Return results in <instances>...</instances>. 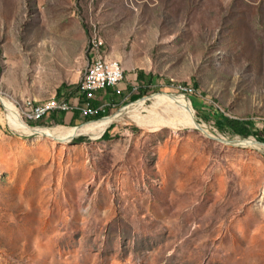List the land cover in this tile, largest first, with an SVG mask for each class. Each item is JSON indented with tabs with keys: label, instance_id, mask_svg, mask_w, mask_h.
<instances>
[{
	"label": "rangeland",
	"instance_id": "1",
	"mask_svg": "<svg viewBox=\"0 0 264 264\" xmlns=\"http://www.w3.org/2000/svg\"><path fill=\"white\" fill-rule=\"evenodd\" d=\"M96 32L125 69L123 94H96L105 116L157 122L14 129L4 100L27 123L28 98L72 97ZM62 113L34 126L94 120ZM220 113L264 128V0H0V264H264V135Z\"/></svg>",
	"mask_w": 264,
	"mask_h": 264
},
{
	"label": "built area",
	"instance_id": "2",
	"mask_svg": "<svg viewBox=\"0 0 264 264\" xmlns=\"http://www.w3.org/2000/svg\"><path fill=\"white\" fill-rule=\"evenodd\" d=\"M88 53L89 59L84 74L75 87L73 99L54 97L53 103L49 105H32V98H28L30 110L26 117L43 119L49 113L70 110H78L83 116H92L105 109L104 104L94 103L98 91L110 89L114 94H123L126 88L125 69L121 61L107 60L104 45L97 32L91 35Z\"/></svg>",
	"mask_w": 264,
	"mask_h": 264
},
{
	"label": "bare ground",
	"instance_id": "3",
	"mask_svg": "<svg viewBox=\"0 0 264 264\" xmlns=\"http://www.w3.org/2000/svg\"><path fill=\"white\" fill-rule=\"evenodd\" d=\"M91 43V41H90ZM90 43L88 44V48L90 47ZM107 60L111 61H119L118 59L110 58L107 55ZM54 98L48 99L42 102H35L32 101V105H49L53 103ZM153 106L158 105L160 103L164 104L165 106L169 105H178L179 110L182 111V119L181 121L188 125H197V120L194 114V108L191 105V102L186 96L176 97L174 94L167 93V92H159L153 95L152 97ZM4 103L7 107V119L9 124L16 130L23 132V133H39V134H46L48 136L54 138H63L68 139L75 134L78 133H103L104 130L108 127L110 122L114 121L120 115L124 114V112H132V114L140 123L145 124H153L156 123L158 118L156 116H141V113L135 109V104L131 107H127L122 111H117V114L103 116L88 122H85L78 126H67V125H56V126H30L26 123L19 111V109L12 104L10 101H5ZM170 108V107H169ZM25 113L28 114L30 110V102H26L25 106ZM153 112V110H150ZM24 112V111H23ZM181 115V114H179ZM177 116V115H176ZM131 117V116H130ZM174 117V116H173ZM179 118V116H178ZM134 119V118H132ZM180 119V118H179ZM200 119V118H199ZM204 121V120H203ZM173 123V122H172ZM177 123V121H176ZM202 127V126H201ZM208 130V129H207ZM209 135V134H208Z\"/></svg>",
	"mask_w": 264,
	"mask_h": 264
},
{
	"label": "trees",
	"instance_id": "4",
	"mask_svg": "<svg viewBox=\"0 0 264 264\" xmlns=\"http://www.w3.org/2000/svg\"><path fill=\"white\" fill-rule=\"evenodd\" d=\"M142 76H143V72L141 71L140 73H138V78L139 79H142ZM143 80V79H142ZM135 96V95H134ZM133 96V97H134ZM95 104H98V100L95 99L94 101ZM194 103V101H193ZM195 105V103H194ZM197 106V105H195ZM70 111H73L75 116L76 115H80L79 111L78 110H70ZM107 114V109L105 108L104 110H100L97 114L95 115H92V116H86V119L85 120H90V119H97V118H100V117H103ZM221 115V113H220ZM52 116V118L56 121H58L57 117L55 116V112H52V113H49L47 116H45L44 118H50ZM63 116V114H62ZM222 116V119L224 120L225 124L228 125L234 132L236 133H239V134H242L243 136H248L250 134H255L257 137H260L261 135H264V128H259V129H255L253 130L251 127H249V125L242 119H237V118H231V117H225L224 115H221ZM25 120L29 123V124H36V122L33 120V119H29V118H25ZM61 122H63L64 118L61 117ZM59 122V121H58ZM71 125H75V121L74 120H71L70 122ZM109 126V125H108ZM102 134V133H101ZM100 134V135H101ZM100 135H98L97 137H99ZM108 136V130H106L102 137H106ZM86 139V136H80L77 138V140H85Z\"/></svg>",
	"mask_w": 264,
	"mask_h": 264
},
{
	"label": "crops",
	"instance_id": "5",
	"mask_svg": "<svg viewBox=\"0 0 264 264\" xmlns=\"http://www.w3.org/2000/svg\"><path fill=\"white\" fill-rule=\"evenodd\" d=\"M87 57H88V59H89V53L87 54ZM88 62V61H87ZM87 65V64H86ZM86 67V66H85ZM130 82H132V81H130ZM133 83V82H132ZM126 84V83H125ZM70 98V100H72L73 99V96L72 97H69ZM58 112H63L62 114H63V116H61V117H63V118H65V119H69V120H74L75 119V114H74V112L73 111H55V113L56 114H58Z\"/></svg>",
	"mask_w": 264,
	"mask_h": 264
},
{
	"label": "water",
	"instance_id": "6",
	"mask_svg": "<svg viewBox=\"0 0 264 264\" xmlns=\"http://www.w3.org/2000/svg\"><path fill=\"white\" fill-rule=\"evenodd\" d=\"M28 123V122H27ZM29 124V123H28ZM30 126H34V125H32V124H29ZM197 126H200V123L197 121ZM252 142H254V141H252Z\"/></svg>",
	"mask_w": 264,
	"mask_h": 264
}]
</instances>
